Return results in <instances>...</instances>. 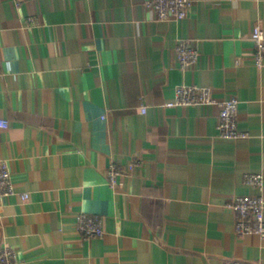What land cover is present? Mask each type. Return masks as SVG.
Listing matches in <instances>:
<instances>
[{
	"label": "crops",
	"instance_id": "obj_1",
	"mask_svg": "<svg viewBox=\"0 0 264 264\" xmlns=\"http://www.w3.org/2000/svg\"><path fill=\"white\" fill-rule=\"evenodd\" d=\"M192 2L160 21L146 0H0V160L29 194L0 205L16 264H264V238L237 235L225 207L264 174V0ZM183 40L200 52L188 69ZM180 85L237 97L250 137L217 138V105L167 107ZM113 162L138 164L117 189ZM81 212L103 218L102 238L81 235Z\"/></svg>",
	"mask_w": 264,
	"mask_h": 264
},
{
	"label": "built area",
	"instance_id": "obj_2",
	"mask_svg": "<svg viewBox=\"0 0 264 264\" xmlns=\"http://www.w3.org/2000/svg\"><path fill=\"white\" fill-rule=\"evenodd\" d=\"M20 6L24 0H14ZM192 0H146V7L153 10L160 21L183 20L187 18L192 7ZM252 40L255 45L254 59L256 65L264 67V30L260 25L252 31ZM178 60L183 69L191 68L199 62L200 52L194 42L189 40L180 41L176 46ZM210 106L219 107L217 138L225 141H238L248 139V132L239 127L240 100L232 97L218 101L211 87L198 85L177 86L175 99L167 103V107L182 106ZM10 127V121L0 117V128ZM138 166L136 162L128 166H119L111 163L107 170L108 183L113 189L123 185V177L131 174ZM244 182L254 188L257 193L253 195L234 196L225 203V207L235 215V232L237 235L256 234L264 238V174L246 173ZM19 195L21 200L29 199L28 193H19L14 186L12 172L6 161L0 160V205L13 196ZM76 227L87 240L102 238L105 234L103 218L99 215L80 213L77 215ZM17 254L11 248L0 250V264H16ZM217 264H263L251 263L240 259H222Z\"/></svg>",
	"mask_w": 264,
	"mask_h": 264
}]
</instances>
